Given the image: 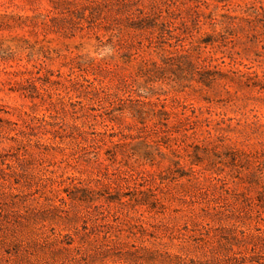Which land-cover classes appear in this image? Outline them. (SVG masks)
Here are the masks:
<instances>
[{"label":"rangeland","instance_id":"obj_1","mask_svg":"<svg viewBox=\"0 0 264 264\" xmlns=\"http://www.w3.org/2000/svg\"><path fill=\"white\" fill-rule=\"evenodd\" d=\"M184 2L200 14L187 29L176 16L177 44L202 42L191 60L208 67V85L164 63L160 48H140L147 31L120 26L110 49L101 24L91 29L67 13L56 14L57 29L35 25L50 0H0L12 26L0 30V264H264L253 236L264 231V82H256L264 80V0ZM103 13L110 23L122 16L111 6ZM104 67L110 95L77 98L54 82L101 79ZM192 111L194 134L182 122ZM71 123L95 138L100 159L109 150L126 171L78 157L85 139ZM71 183L75 199L51 191ZM135 188L147 204L121 202Z\"/></svg>","mask_w":264,"mask_h":264},{"label":"trees","instance_id":"obj_2","mask_svg":"<svg viewBox=\"0 0 264 264\" xmlns=\"http://www.w3.org/2000/svg\"><path fill=\"white\" fill-rule=\"evenodd\" d=\"M51 1V7L48 8L45 12H38L37 15H35L33 18H36L34 21V24L37 25V19H39V23H41L42 27L44 29H57L58 24L57 22H60V25H64L63 19L58 18L56 14H68L71 17L78 18L80 20H84L88 25L86 27L93 28L97 27L98 24L102 25V29L104 32L108 33V44L107 46L110 47V49L114 48V44L112 42L113 37H117L120 29V26L127 28L131 30L134 35L140 34L141 32H149L152 35V38L147 40L146 43L143 42L142 39L137 38L136 43L137 45L142 48L143 46H146L148 48L153 47L154 49H161L163 51L164 56L162 58L163 62H169L172 63V65L175 66V68L181 69L182 66L188 67L189 69H192L193 72L197 74L196 80L198 82H201L205 85H208L213 78H210L208 76L209 71L208 67L205 64L199 63V62H193L191 60V54L201 47V43L193 44L189 43L188 46L185 43L179 42L181 39L178 38L179 32H177V26L175 24L176 16H179L180 24L183 26V28L187 29L188 27V17H195L198 19L199 11L194 9L192 5L183 6L185 8H181L182 5H184L185 0H166L163 2L162 0H147V5H144V7H138L139 4H142V1L144 0H50ZM146 2V1H145ZM180 3V4H179ZM108 6H111V9L115 12L121 14L122 16L115 21L110 23V21H106V17L103 13L104 9ZM70 7H73L71 9ZM185 12L186 15H180L179 12ZM192 15H194L192 17ZM2 14H0V30L3 28V26L12 27L11 24H8L3 20ZM6 16V15H5ZM263 17H264V10H263ZM193 18V19H195ZM196 20V19H195ZM4 21V22H2ZM61 29H64L62 31L66 32L67 27L66 26H59ZM59 28V29H60ZM95 33V31H94ZM97 38H100L98 35H96ZM159 42V44H155V40ZM174 39V40H173ZM125 42H122L121 45H125ZM207 43V42H205ZM164 44L168 46V48H165ZM132 45V44H130ZM106 46V45H104ZM131 46H128L130 48ZM2 57V56H0ZM5 58V56L3 57ZM168 64V63H167ZM111 70L110 68L104 67L102 68V72L99 73L100 77L94 76L92 79H89L85 76H82V78H74L70 79V84L67 86L65 84H62L59 80H54V82L60 83L62 87L68 92L69 90H74L75 92H78L76 97H80L81 94H90L97 96L100 92L104 93L106 95H110L112 92H110V87L108 83H106L104 80L105 78L110 74ZM211 74V73H210ZM209 74V75H210ZM253 77L257 78V74L253 73ZM258 83H263L264 80H260L257 78ZM125 84V83H124ZM71 87V89H70ZM263 89L260 87L258 92H260ZM71 98V96H70ZM118 98V96H116ZM124 101V99H121ZM131 100V99H127ZM115 100L109 101L110 107L114 108L115 106ZM137 101L140 103V106H144L145 104L151 105L152 103L150 101L146 100H139ZM80 102V101H77ZM137 108V111L139 113H142V109ZM163 107V105H161ZM161 111L165 118L164 120H167V117L169 115L168 112L161 109ZM44 124H50L52 125V122H49L46 119H40ZM182 122H184L185 127L184 130L186 132L192 131L191 133L194 134L195 130L197 129V124L199 122V118L196 115L195 111H192L190 115H184L182 118ZM105 126H109V132L108 136L112 137L114 136V131L112 130V125L105 124ZM69 129L71 132H75L78 136L85 139V144H82L79 146L80 153L78 154V157L82 158L83 160H94L99 164H102L103 166H106L104 163L105 159L110 160L112 159L111 163L113 164V170H115L118 173H122L126 171L121 165L115 164V156L114 153H110L109 150L106 151V158L100 159L98 156V152L96 148H98L97 143L95 142V138L87 139L85 138V135L88 133L87 130H84L82 127L78 126L76 123H71L69 125ZM108 130H104L103 132H97V135H103ZM167 132V131H166ZM56 134L59 135V137H62L61 132L57 131ZM169 133L168 135H170ZM189 136V135H188ZM169 138V136H164ZM126 139V135H123L122 138ZM120 140V138H119ZM111 147L116 145L117 143L113 140H108ZM109 155V156H108ZM264 181V179H263ZM70 190H77V186L75 183H71L68 186H64L63 188H51V191L56 196H59V200L65 202L66 198L61 195L62 192H66L68 198L75 199L70 194ZM264 191V190H263ZM146 191L142 189L135 188L133 190L132 195L126 200L121 201L122 203L128 202L131 205H144L147 204V200H145L146 197ZM264 195V194H263ZM77 199L81 200L82 198L77 197ZM120 200V199H119ZM157 201V198L154 199ZM263 207V205H261ZM264 209V207H263ZM263 209H258L259 215H261ZM256 244L259 243L264 245V231H260L258 234H253ZM237 242H240L244 240V237L236 238ZM242 260L246 259V256L241 257ZM240 264V263H239Z\"/></svg>","mask_w":264,"mask_h":264}]
</instances>
